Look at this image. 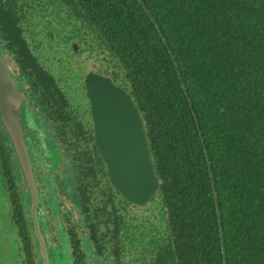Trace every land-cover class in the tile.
I'll list each match as a JSON object with an SVG mask.
<instances>
[{
    "label": "trees",
    "instance_id": "1",
    "mask_svg": "<svg viewBox=\"0 0 264 264\" xmlns=\"http://www.w3.org/2000/svg\"><path fill=\"white\" fill-rule=\"evenodd\" d=\"M142 1L148 11L140 0H0V38L33 103L74 121L62 144L74 154L81 199L106 167L88 124L27 44L30 16L53 7L49 14L64 9L76 32L89 25L83 51L102 56L105 72L131 94L160 179L156 214L132 210L120 224L117 248L135 254L134 264H264V0ZM6 155L7 146L0 163L11 168ZM127 202L118 208L124 217Z\"/></svg>",
    "mask_w": 264,
    "mask_h": 264
},
{
    "label": "flooded vegetation",
    "instance_id": "2",
    "mask_svg": "<svg viewBox=\"0 0 264 264\" xmlns=\"http://www.w3.org/2000/svg\"><path fill=\"white\" fill-rule=\"evenodd\" d=\"M48 18L50 22L53 20L57 21V18L50 14ZM48 24L45 25L48 37L55 42L59 39L64 45L68 46V35H60L55 27ZM24 29H26L25 25ZM26 33L27 31L25 30ZM25 38L27 39V44L36 54L35 58L37 62L42 64L44 68L48 69L57 78L66 96L71 99V95L75 94L76 89L79 87L80 93L78 95L76 94V101L79 102V108L73 111L75 113L73 115H77V119L84 120L88 124L87 126L91 129L95 142L91 101L87 97L85 84L87 74L94 72L104 75L111 78L117 86L124 88L127 92L128 90L122 84L116 83L110 73L105 72L107 68L105 64L101 65L102 70L100 72L95 70L87 71L81 80L76 76L79 79V86L73 88V83L65 82L69 78L60 74L61 66L54 69L49 64V60L45 62L43 55L32 47L26 36ZM0 46L4 50L3 55L14 80H16L17 84H20V86L18 85L19 91L25 105L29 108L28 112L37 123V125L35 123L34 127H32L33 120H29L30 115L27 112V126L30 125L35 133V135L31 134V139H27V142L29 145L34 180L39 195L37 205L38 224L46 242L48 264H134V261L137 259L135 254H131L129 257V252L125 251L126 247L117 248V243L121 239L123 230L121 225L124 219L128 222L134 218L130 212L133 207L142 209L145 212V216L143 217H147V204H153L157 193L154 200L143 205L127 200L115 185L111 183L107 173V165L99 152L105 164L107 176L103 177L100 173L98 178H90L89 181L92 180L94 183L95 180L97 184L94 183V188L91 187L86 190L87 193H91L89 199H81L82 193L84 192L83 188L81 189V180L75 168L76 160L73 158L74 154L67 151L66 146L62 144L68 142L67 138L70 137L69 129L74 125V121L64 116L60 118L55 105H50L47 108L46 106L40 107L33 103L25 91L27 84L23 82L24 74L21 66L6 49L5 41L1 38ZM78 46L80 45L77 42L71 43V47L77 53L83 51L84 48V46H81L82 49L77 50ZM63 52H69V50H64ZM91 54L96 59V55L94 53ZM58 60L61 64H66V62L70 63V60L65 54L59 57ZM10 63H13L14 68L10 67ZM37 126L39 129H37ZM5 146H7L8 153L10 154L6 156L9 158L11 168H2L0 163V209L3 211V213L0 212V228L5 225L7 236L4 240H8L9 238L14 240L16 249L12 244L7 246L2 244L0 245V250L4 254L12 251L15 264H45V259L41 254L40 242L35 233L36 223L30 207L32 199L29 186L0 110V154L5 153ZM59 146L63 149L60 152L57 151ZM62 164L65 166L64 169H62ZM59 172L61 173L59 174ZM62 173L65 174L63 175ZM13 177L17 178L16 190L19 195L18 202L15 201L13 195ZM106 178L109 183H106ZM82 181L84 182V178H82ZM124 200L128 201L126 207H129V214L125 217L123 205L120 206V211H118L120 202H125ZM18 207L22 208L26 229L30 235L28 241L25 239L24 242L19 234V228L16 223L18 215L16 210ZM76 212H79V216L77 219H73L74 213ZM106 215H110L114 219V222L108 223ZM112 226L114 229L109 233V228ZM78 227L85 228L84 238L83 235H80ZM54 228L56 229L55 232ZM89 254L91 255V260L88 259Z\"/></svg>",
    "mask_w": 264,
    "mask_h": 264
},
{
    "label": "water",
    "instance_id": "3",
    "mask_svg": "<svg viewBox=\"0 0 264 264\" xmlns=\"http://www.w3.org/2000/svg\"><path fill=\"white\" fill-rule=\"evenodd\" d=\"M140 1L148 11L144 2ZM3 54L0 47V110L29 186L32 199L30 207L36 223L35 233L40 242L42 257L45 264H48L46 242L38 224L39 195L27 142L31 134L35 133L30 125L27 126L28 109ZM85 84L87 97L91 101L95 144L107 165L111 183L133 203L143 205L154 200L160 181L151 157L144 120L132 96L111 78L98 73H88ZM29 115L35 124V119ZM194 116L197 120L195 112ZM215 198L218 201L216 192ZM219 222L222 230L220 215Z\"/></svg>",
    "mask_w": 264,
    "mask_h": 264
},
{
    "label": "rangeland",
    "instance_id": "4",
    "mask_svg": "<svg viewBox=\"0 0 264 264\" xmlns=\"http://www.w3.org/2000/svg\"><path fill=\"white\" fill-rule=\"evenodd\" d=\"M42 12H43V16L39 17L38 19H34V16L33 17L30 16L27 23H25V27L27 31L26 37L28 38L29 43L32 45V47L35 48L36 51H38L43 55L44 61L47 62L49 60V64L52 65L54 69L61 66L60 74L69 78L65 80V82L73 83V88L79 86V79L80 80L83 79L87 71L95 70L97 72H100L102 70L101 65L104 64L102 56H99L96 59H94V56L91 54L92 52H90L89 50L86 49L84 51H80L77 53L75 52L74 48L71 47L72 42H77L80 45L77 47V50H79L81 46L85 47L86 44L91 43V27L88 25L86 27L87 29L85 28L83 33L76 32L73 28L72 21L70 20L67 12L64 9L59 11V13L62 14V16L57 17V21L53 20L52 22H50L48 15L51 12H55V9L51 7V9L48 10V8L45 7L44 9H42ZM72 20H75V18L72 17ZM47 24L52 27H55V29L58 31L60 35L62 34L68 35V46L64 45L59 39L57 42H55L54 40L48 37L47 31L45 30V25ZM93 25L94 28H98V26L95 23H93ZM64 50H69V52H63ZM63 54H65L66 57L70 60V63L66 62V64L65 63L61 64L59 62L58 58L61 57ZM10 67L14 68L13 63H10ZM76 76L79 79L76 78ZM79 93L80 92L78 87V89H76L75 91V94L71 95L72 106L73 109L75 110L79 108L78 106L79 102L76 101V94L78 95ZM62 150L63 149L60 146L57 148L58 152ZM64 168L65 166L62 164V169ZM60 173L61 172H59V174ZM62 174L64 175L65 173ZM106 183H109L107 179H106ZM132 210L134 213L136 212V214H139L140 216H142L141 214H144L143 216H145V212L142 211V209H136L133 207ZM0 212L3 213L1 209ZM146 214L148 216H153L156 214V208L154 203L147 204ZM78 216H79V212L74 213L73 219H77ZM106 220L108 223L114 222V219L110 215H106ZM113 229H114L113 226L109 228V233ZM78 230L80 232V235H83L84 238L85 228L78 227ZM55 231L56 229L54 228V232ZM6 233H7V229L5 225H3V227L0 228V245L4 244L5 246H7L9 244H12L16 249V243L14 240H11V238H9L8 240H4L5 237L7 236ZM88 259L90 260L92 259L90 254L88 256ZM0 264H15V259L12 256V251H9V253L4 254V252L0 250Z\"/></svg>",
    "mask_w": 264,
    "mask_h": 264
},
{
    "label": "bare ground",
    "instance_id": "5",
    "mask_svg": "<svg viewBox=\"0 0 264 264\" xmlns=\"http://www.w3.org/2000/svg\"><path fill=\"white\" fill-rule=\"evenodd\" d=\"M29 120H32L31 118H29ZM32 127H34V124H32Z\"/></svg>",
    "mask_w": 264,
    "mask_h": 264
}]
</instances>
